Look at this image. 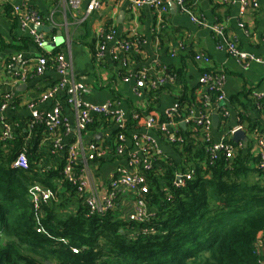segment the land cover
Listing matches in <instances>:
<instances>
[{
  "label": "trees",
  "instance_id": "16d2710c",
  "mask_svg": "<svg viewBox=\"0 0 264 264\" xmlns=\"http://www.w3.org/2000/svg\"><path fill=\"white\" fill-rule=\"evenodd\" d=\"M123 41L132 44L134 38ZM52 52L55 55L59 50ZM171 74L179 76L178 72ZM161 90L154 87L146 92L145 107L130 106L123 128H112L113 112L93 115L82 136L111 128L108 143L112 152L105 141L94 140L110 155L118 135L129 137L143 127L133 116L146 120ZM205 95L207 101L204 96L198 99L194 91L183 92L172 112L173 122L184 121L193 109L222 114L216 110L218 93L206 90ZM156 118L165 122L162 116ZM2 120L10 124L9 138H2ZM31 122L0 117V264H260L257 249L264 244V169L257 168L258 156L253 157L232 138L225 141L235 148L233 158L219 156L212 161L206 153L213 143L205 140L207 132L194 127L192 121L185 130L177 126L178 140L171 146L180 163L155 157L154 167L145 173L149 186L146 208L152 216L134 223L120 209L88 216L82 197L62 173L73 140L61 141L56 148L53 140L57 136L63 140L65 128L49 131L43 122L30 128ZM22 151L26 170L12 167ZM189 171L192 180L174 188L176 173ZM35 184L52 193L45 207L35 208L30 200L29 189ZM37 227L44 233L37 234ZM72 248L78 252L72 253Z\"/></svg>",
  "mask_w": 264,
  "mask_h": 264
},
{
  "label": "crops",
  "instance_id": "0c3cea01",
  "mask_svg": "<svg viewBox=\"0 0 264 264\" xmlns=\"http://www.w3.org/2000/svg\"><path fill=\"white\" fill-rule=\"evenodd\" d=\"M89 1L83 0L77 11H70L65 0L0 1V95L9 94L12 97L5 116L20 122L29 120L31 113L27 105L35 103L46 91L65 81L87 90L80 100L89 106L105 107L112 102L116 105L112 111L122 110L125 115L130 106L145 107L146 92L159 87L162 90L152 101L146 117H163L174 109L183 92L194 91L198 99L204 96L208 100L205 94L209 89L203 86L200 79L209 70L223 76V100L215 103L216 110H224L225 114L217 111L210 114V117L213 114L218 116V125L213 129L211 122L208 139L213 143L223 142L232 138L229 135L231 130L240 127L244 138L239 144L257 157V141L264 139V107L253 96H264L263 66L251 64L243 69L235 60L217 51L215 34L209 28L192 23L175 4L170 6L168 3L167 13L161 17L155 9L147 6L134 9L132 0H100V8L86 16L85 8ZM257 1L258 8L244 10L240 0H230L228 4H223L221 0H185V5L193 15L202 16L209 26L221 24L226 37L240 50L264 58V0ZM15 8L18 13L14 12ZM30 12L38 16L40 27L47 29L40 31L46 39L44 50L53 53L58 49L69 64V70L60 76L50 62L42 76H32L26 83L15 85L12 74L19 62L10 69L7 65L11 58L20 55V61L26 62L31 69L40 55L31 35L34 29L29 26L22 28L20 24L19 18ZM107 36L111 38L107 39ZM129 38H134V42L130 43L131 49L127 53L118 52L117 44ZM100 44L105 50L99 59L95 51ZM197 55L206 57L209 62L206 64L197 60ZM171 72H178L179 76L176 78ZM141 74H145L146 81L138 96L135 79ZM159 79L164 82L158 83ZM21 85L25 88L17 90ZM67 94L65 89L58 88L51 98L37 104L36 108L43 114H50L59 108L73 130L76 114L74 108L66 103ZM250 125L253 126L251 132L247 130ZM179 128L185 130L187 125ZM111 130L100 133L106 143ZM137 132L144 135L161 156L180 163L169 142L175 131L169 129L167 135H161L141 128ZM94 137L84 135L81 141L88 145L95 140ZM71 138L74 135L69 132L63 142L68 143ZM130 146L127 141L126 147L129 149ZM117 167L130 170L127 160L116 156L91 166L99 189L107 188ZM116 202L122 212H129L133 196L122 193ZM257 252L260 264H264V244L258 247Z\"/></svg>",
  "mask_w": 264,
  "mask_h": 264
},
{
  "label": "built area",
  "instance_id": "2783aa9c",
  "mask_svg": "<svg viewBox=\"0 0 264 264\" xmlns=\"http://www.w3.org/2000/svg\"><path fill=\"white\" fill-rule=\"evenodd\" d=\"M5 1V0H0ZM20 1H31V0H20ZM66 6L70 11H77L82 6L83 0H65ZM223 4L230 3V0H221ZM168 3L175 4L179 10L190 18V21L195 25L202 28H209L216 36V50L226 54L228 57L235 60L243 69L248 68L251 64H258L264 67V58L256 57L252 54L240 50L230 39L225 35L224 27L221 24L214 23L209 26L206 20L199 15H193L191 11L186 7L185 0H132L131 5L134 9H138L144 6L153 8L162 17L167 13ZM240 5L244 9H256L258 8L257 0H240ZM100 8V0H90L85 8L86 16L93 11ZM15 13H18V9H14ZM20 24L22 28L29 27H39L40 20L35 13H24L20 18ZM36 48L40 51V55L34 60L31 69L26 62H22L21 56L11 58V62L7 65L8 68H15L17 62V69L13 75V83L17 85L18 83H26L32 76H42L48 69L49 62L54 63L55 71L60 75L64 76L69 70V64L64 60L61 53L53 55V53L46 52L45 45L46 39L43 34L37 33L34 30L31 31ZM107 36V39H110ZM132 45L128 42H119L117 44V51L122 53H127L131 49ZM105 47L100 44L96 51V56L100 59L103 56ZM43 53L48 54L44 56ZM197 60H201L204 63H208L209 60L201 55L195 57ZM146 76L141 74L135 79V87L137 89L136 95L140 96L141 92L139 90L145 87ZM203 86H206L209 90L216 91L218 93L215 101L219 102L223 100L222 94V81L223 76L221 74H214L204 72L200 79ZM163 79H159L158 83L162 84ZM65 89L67 91L66 103L74 108L76 114L75 127L73 130L70 128L68 121L63 118L59 108L54 109L50 114L40 113L36 106L37 104L43 103L51 98L57 89ZM87 93V90L82 86L75 85L73 83H67L62 81L58 87L51 88L41 95L38 100L34 103L27 105L31 113L32 120L30 128L33 124L38 122L45 123L49 131H54L60 127L65 128V133L63 136L70 134L74 135L73 143L69 145L66 150V163L63 167L62 173L65 180L70 183L72 187L75 188L76 192L82 197L83 204L87 209L88 216L102 215L107 212L119 209L117 206V197L120 194L129 193L133 196V205L131 211L124 212V217L128 222L141 223L148 217L152 216V213L147 211L146 204V194L148 193L149 186L145 173L151 170L155 165V157L160 156L161 153L156 150L154 145L144 136L139 133L131 132L129 137L124 135H118L116 139V145L113 148V153L110 155L107 153L106 149L102 146L97 145L94 140L88 145L82 143V133L84 132L86 125L91 122V116L93 115H105L106 113L113 112L114 117V128H123L125 113L122 110H116V105L114 103H108L105 107H93L89 106L85 102L80 100V96ZM255 100L261 101L262 107H264V96L254 95ZM12 97L7 95H2V103L0 105V117L5 113L8 106L10 105ZM177 108V104L168 113H166L163 118L165 122L160 123L156 116L150 115L146 120L142 121L139 119L138 115H134L133 119L138 121L143 125L142 128L146 130L155 131L161 135H167V131L171 129L173 132V137L169 138V142L173 143L178 138L176 137V127L180 124H188L189 121L193 122L194 127L203 128L207 133L205 135V140L208 139V131L211 127V117L208 113L200 111L199 109L190 110L184 121L178 123L173 122L172 112ZM222 115L225 114L224 110ZM2 138L10 137V124L2 120ZM241 130L240 127L233 129L229 132L232 137L233 134ZM100 134V133H99ZM102 135V134H101ZM102 135L101 140L105 141ZM64 139V138H63ZM71 140V141H72ZM100 140V139H99ZM63 142L62 138L56 137L53 140L54 147L60 148L59 145ZM127 141L130 142L131 146L128 149L126 147ZM64 143V142H63ZM106 143V142H104ZM66 144V143H64ZM106 147L110 152L109 143H106ZM238 146H241L238 144ZM258 148V164L257 168L260 170L264 169V139L260 138L257 141ZM206 153L210 160H215L219 156H223L225 159L230 160L233 158L235 153V148L227 144L226 141L220 143H211L206 148ZM116 156L118 158H124L127 160V166L130 168L126 171L123 167H117L113 173V177L110 179L107 188L99 189L95 180V173L91 169V166L99 165L108 157ZM13 168H19L26 170L28 167L27 158L25 152L22 151L16 155L12 163ZM77 168V169H76ZM192 171L186 172L185 174L176 173L175 179L172 182L174 188H180L185 182L192 180ZM163 191L167 192L165 188ZM30 200L35 208L45 207L48 202L53 198L52 193L45 189L39 184L33 185L29 189ZM169 200L170 197L167 196ZM37 234L44 233L43 228H36ZM261 245V244H260ZM72 253H77V249L72 248Z\"/></svg>",
  "mask_w": 264,
  "mask_h": 264
},
{
  "label": "water",
  "instance_id": "95a60500",
  "mask_svg": "<svg viewBox=\"0 0 264 264\" xmlns=\"http://www.w3.org/2000/svg\"><path fill=\"white\" fill-rule=\"evenodd\" d=\"M170 6L173 5V3H169ZM120 22V20L118 21ZM34 29V31H36L37 33H40V31H47L46 28H41L40 26L39 27H32ZM56 47H58L56 45ZM25 88V85H21L18 87L17 90H22ZM211 122H212V128L213 129H216L217 128V125H218V116L216 114H213L212 117H211ZM180 126L183 128L184 124H180ZM102 135L101 134H97L95 135L94 139L95 140H99L101 139ZM244 138V132L242 130H237L233 136H232V140L238 144V143H241L242 139Z\"/></svg>",
  "mask_w": 264,
  "mask_h": 264
}]
</instances>
